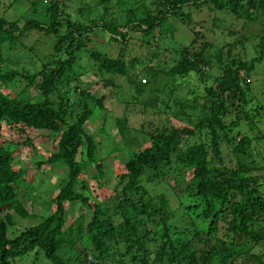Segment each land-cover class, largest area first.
<instances>
[{
  "label": "trees",
  "instance_id": "obj_1",
  "mask_svg": "<svg viewBox=\"0 0 264 264\" xmlns=\"http://www.w3.org/2000/svg\"><path fill=\"white\" fill-rule=\"evenodd\" d=\"M30 1L34 10L39 6L44 20H8L0 14V264H264V165L240 159L254 150V140L237 129L244 118L252 131L258 119L245 106L251 72L264 57V35L258 37L251 58L246 55L245 37L221 44L213 54L209 50L213 43L205 39L203 27L192 25L185 11L206 6L214 15L229 13L241 22H252L264 13V0H117L121 11H111L114 6L107 5L111 0L96 4L92 0L93 6L86 3L75 16L63 8L64 0ZM97 6H102L101 12ZM120 12L125 14L117 16ZM211 18L210 27L216 26L218 16ZM178 21L191 25L188 45L174 44ZM97 30L108 36L101 44L108 50L87 47ZM40 32L50 39V50L39 65L21 62V70H7L5 51L18 45L25 49L23 38ZM159 40L166 45H159ZM235 45L241 49L235 51ZM142 46L146 52L135 54ZM82 51L93 63L91 69L78 62ZM165 51L174 55L161 58ZM143 62L155 65L136 72ZM88 73L96 77L88 86L98 79L110 85L126 79L136 94L133 102L161 116L159 124L149 122V130L141 127L148 136L146 145L130 152L105 184L98 144L84 129L94 108L105 109V99L78 85ZM160 73L169 77L168 97L146 95L137 100L148 91L146 82ZM141 76L146 77L142 83ZM190 76L201 90L181 93ZM21 81L25 84L16 89ZM29 90L39 99L34 100ZM233 112L235 119L230 118ZM116 120L120 135L125 136L126 117ZM13 129L15 138L26 135L20 140L23 144L33 130L55 134L57 149L36 162L39 168L65 167L60 188L46 202L52 208L47 215L28 213L24 195L18 196L20 184L30 186L28 169L12 164L20 143L3 137ZM194 136L205 138L190 143ZM222 142L230 154L222 151ZM88 163L95 168L94 182L86 175ZM179 170H189L191 175L185 190L188 199L183 202L188 222L183 226L175 223L177 207L170 197L155 189L168 184L167 175ZM103 187L113 193L110 202L88 195L94 191L101 198ZM74 202L87 208L90 218L84 227L79 220L72 234L71 224H65L67 206ZM15 214L38 221L11 236L8 231L16 224ZM72 235L80 241L79 249L72 245Z\"/></svg>",
  "mask_w": 264,
  "mask_h": 264
},
{
  "label": "rangeland",
  "instance_id": "obj_2",
  "mask_svg": "<svg viewBox=\"0 0 264 264\" xmlns=\"http://www.w3.org/2000/svg\"><path fill=\"white\" fill-rule=\"evenodd\" d=\"M92 0H64L63 8L70 13L72 16L76 15L77 8H82L86 6L85 4H89L93 6L94 2L91 3ZM112 2L107 3V5H113L111 7V11L118 10L121 11L122 7H120L116 1L111 0ZM97 0L95 1L96 4ZM11 4L10 8L3 11V6ZM32 2L30 0H3L2 9L0 8V14L4 16L8 20H14L19 17H36L38 19L44 20L41 17V9L37 5L38 9H35L31 6ZM82 6V7H81ZM102 6H97V10L99 12L102 11ZM185 11L189 12L192 19V25L196 24L197 26L203 27V34L206 40L213 43V48H210L211 53H217L219 50L218 47L222 46L225 42H233L234 39H241L242 37L246 38L245 51L246 55L251 58L255 55L254 46H256L259 42V36L264 35V13L259 14L258 20L247 22H241V19H235L233 15L229 13H221L218 12L214 15V12L210 11L206 6H202L198 9L191 8L185 9ZM124 12H120L117 16L124 15ZM215 16L219 18V21L216 23V26H211V17ZM222 19H221V18ZM84 20V19H83ZM178 26V27H177ZM190 26L179 21L176 22L177 29L173 34V41L176 45H188L191 37ZM231 31L229 34V31ZM136 38H139L140 35L137 33L135 35ZM23 45L26 48H22L21 46H16L12 49L6 50L5 55L8 56L5 60V66L7 70L17 69L21 70L22 63H25V66H33L32 62L35 61L37 65H39V60H41V56L43 54H47L50 50V39L46 37L44 34L40 33H31V35H27L23 38ZM108 40V36L97 30L91 36V41L87 43V47L93 48L98 46L100 49L105 47V50H108L106 45H101L106 43ZM164 46L166 44H160ZM167 42V40H166ZM223 42V43H220ZM35 43L34 45H32ZM222 44V45H221ZM33 47H29V46ZM241 49V45H235L234 50L238 51ZM133 52V50H132ZM146 52V47L142 46L137 48L134 53H142ZM174 55V52H163L161 58H168L171 55ZM209 54V53H208ZM212 54V55H213ZM79 63L82 66H86V69H91L93 66L91 60L85 55V52L82 51L79 53ZM30 62V64L28 62ZM18 62V63H16ZM22 62V63H21ZM92 65V66H90ZM155 65L154 63L149 64L148 62H143L141 65L136 67V72H140L143 67ZM90 66V67H89ZM94 67V66H93ZM158 68L157 66H155ZM85 68V67H84ZM94 71V69H93ZM89 74V73H88ZM250 79V94H249V103L245 106V111L251 115H257L258 119L255 120L252 125V131L248 129L246 125V120L243 118L242 124L239 125L237 129L246 132L247 135L254 140V150L249 153V156H240V159H243L245 162L253 161L259 166L264 165V111H260L261 116L258 115V110L260 107H264V57L260 62L256 63L254 70L251 72ZM106 77V74H105ZM143 77L141 76V83L143 82ZM146 78V77H145ZM169 77L165 75V73H160L154 81H147L148 88L146 94L144 96H139L137 100L142 101L146 95H150L152 97H160L167 98L168 90L171 87ZM96 80V77L89 74L84 77L83 80L78 81V85L80 88H88L92 92L100 96H104V108L98 109L97 107L93 109V113L91 117L86 122L84 129L87 133L91 134L95 141L98 144V152L102 160L103 166V180L102 184L106 183V180L114 176L115 169L121 163L125 162L128 159L130 152L133 150L143 147L147 143L148 136L141 130L143 126L147 131L150 128L148 127L149 122L159 124V119L161 116H157L152 114L150 110H144L141 104H138L137 101H134L135 92L130 83L127 82L124 78H118L115 82V85H110L109 83H105L103 80H97L91 86H88L90 82ZM187 86L182 85L181 89L176 90V94L186 93L189 90H195L197 87L195 77H188ZM25 84L24 81H21L17 84L16 89H20ZM197 90V89H196ZM201 90H197L198 92ZM30 94L34 96V100L39 99L38 95H35L33 90H29ZM165 98V99H166ZM124 102V103H123ZM172 105V104H171ZM260 106V107H259ZM163 105H160V109H162ZM251 112V113H250ZM244 114V113H243ZM126 117L127 119V127L128 132L125 136L120 135L118 131V121L117 118L122 119ZM166 117L164 116V119ZM230 118L235 119L234 112L231 114ZM227 121L228 120L227 118ZM15 129L8 131L4 134V138L7 140H12L20 143V146L15 150L14 157L12 159V164L16 167H26L27 171V179L29 181L30 188L26 189L23 185L18 186V196L24 197V203L28 213H33L35 215H47L52 211V208L46 205L47 200L50 199L52 195H54L57 190L60 188V181L64 175L65 167L64 165H55L52 167L49 166H41L37 167L36 162L39 160H43L49 154L53 153L57 149V144L55 141V134L47 131H31L28 134L29 142H25L24 144L20 142V140L24 137L15 138ZM205 137L194 136L190 138V143L194 140L204 139ZM230 148L227 147L225 142H222V151L225 154H230ZM245 156V157H244ZM80 156H78L79 158ZM231 157V155H230ZM232 162H236V158L232 155ZM94 173L95 168L93 164L88 163L86 166V175L90 179V181L94 182ZM191 175L189 170H179L176 173H170L167 175L168 184L163 182L160 186L156 187V192H161L164 195L170 197L171 202L177 208L173 209L175 212V217L177 218L178 224H183L188 222V214L184 211L183 202H185L188 198L186 197V191L189 184V179ZM95 189H97L95 187ZM102 197L96 198L94 191H90L88 195L91 199L100 201L103 200L106 202H110V197L113 195L112 191H109L107 187H103ZM96 191V190H95ZM99 191V189H98ZM179 198H175V196ZM34 198V199H33ZM180 203V204H179ZM179 204V205H177ZM49 210V211H48ZM16 224L13 227L9 228V235H15L16 231L23 226H28L36 223L38 218L36 217H28L21 218L17 214L14 215ZM90 218V212L87 208L82 207L79 202H74L67 206L66 210V224L65 227L71 224L72 234L76 232L75 227L77 226L79 220L82 221V225L88 222ZM200 226H203L202 221L197 220ZM82 227V228H83ZM74 235L71 236L74 239ZM74 248H80L81 243L79 240L74 239L72 244ZM66 247V246H65ZM66 248L63 249L66 250ZM91 256L88 257L89 261L91 260ZM31 256L26 257L24 260H28ZM38 263L39 261H35ZM43 262V260H42ZM45 263V262H44Z\"/></svg>",
  "mask_w": 264,
  "mask_h": 264
}]
</instances>
